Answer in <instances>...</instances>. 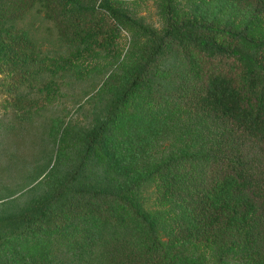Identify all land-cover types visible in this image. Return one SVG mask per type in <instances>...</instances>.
Instances as JSON below:
<instances>
[{
  "label": "trees",
  "instance_id": "trees-1",
  "mask_svg": "<svg viewBox=\"0 0 264 264\" xmlns=\"http://www.w3.org/2000/svg\"><path fill=\"white\" fill-rule=\"evenodd\" d=\"M226 2L253 9V26L183 16L168 0L165 25L145 29L147 41L116 93H109L114 70L96 90L105 120L91 128L69 122L54 137L63 109L57 112L44 86L69 80L60 60L71 50L79 55L85 41L107 37L105 10L90 0H0V92L11 97L0 116V177L21 174L29 158L40 157L45 168L66 145L61 178L0 209V264H176L168 244L181 240L210 246L212 264H264V33L252 32L264 21V0ZM37 16L55 35V49L35 35ZM150 80L208 126L192 148L146 178L123 177L107 135ZM152 177L153 199L145 193ZM171 199L183 202L196 223L181 220L165 237L158 221L169 212L159 205Z\"/></svg>",
  "mask_w": 264,
  "mask_h": 264
},
{
  "label": "rangeland",
  "instance_id": "rangeland-1",
  "mask_svg": "<svg viewBox=\"0 0 264 264\" xmlns=\"http://www.w3.org/2000/svg\"><path fill=\"white\" fill-rule=\"evenodd\" d=\"M171 2L172 11L183 16H195L233 27L244 24L253 26L252 22H248L253 9L247 6L233 5L226 0ZM90 4L105 10L101 19L109 23L108 35L106 38L85 41L82 45L84 51L79 52V55H74L75 49L71 50L68 59L60 60L63 64L61 67H66L64 73L68 72L69 80L62 83L55 78L57 84L48 82L44 86L47 94H54L55 101L58 102L57 112L63 109L59 112L61 117L52 125L54 137L61 132L63 124L72 122L84 128H91L105 120L106 110L101 109L102 105H106L104 99H99L98 105L94 104L96 90L102 85L103 78L114 70L115 76L110 82L109 93H116L117 87L133 70L147 41L145 29L160 30L165 25V5L168 0H90ZM109 7L118 11V14L110 15L107 9ZM36 19L39 22L33 27L35 35L44 42V48H54L51 40H54L55 35L48 33L44 20L39 16ZM252 32L257 35L264 33V21L261 25L257 24ZM54 74L52 72V75ZM105 96L108 99L109 96ZM165 96L166 91L155 86L151 80L142 84L128 100L124 111L112 123L106 140L116 153L115 166L123 173V177L130 175L146 178L151 170L170 156L176 155L183 148H192L196 134L206 130L208 123L205 119L196 117L194 110L189 111L177 104L174 106L173 101ZM10 107L11 97L0 92V116ZM4 124L5 122L0 120V131ZM65 150L66 145L58 155L48 161L45 168L38 167L39 162L41 163L40 157L29 158V168L21 174L16 177H0V209L12 207L24 201L27 196L43 192L61 178L65 172ZM6 161L5 158L4 163ZM145 184V193L153 199L158 180L155 177L148 178ZM159 208L163 213L169 212V219L158 221L165 237L171 233V227L177 226L181 220H188L191 225L196 223L194 216L187 212L181 201L171 199L160 204ZM175 217L176 222L171 220ZM168 246L174 249L176 264L213 263L212 248L196 240H181ZM231 262L240 264L238 259Z\"/></svg>",
  "mask_w": 264,
  "mask_h": 264
}]
</instances>
